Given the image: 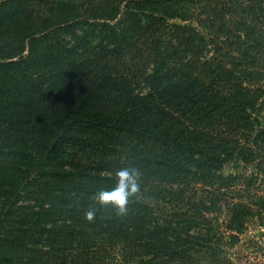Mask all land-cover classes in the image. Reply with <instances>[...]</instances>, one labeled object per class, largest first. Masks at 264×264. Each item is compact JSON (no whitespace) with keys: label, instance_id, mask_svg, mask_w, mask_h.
I'll list each match as a JSON object with an SVG mask.
<instances>
[{"label":"trees","instance_id":"1","mask_svg":"<svg viewBox=\"0 0 264 264\" xmlns=\"http://www.w3.org/2000/svg\"><path fill=\"white\" fill-rule=\"evenodd\" d=\"M260 113L264 0H0V264H240ZM125 166L141 193L117 216L93 194Z\"/></svg>","mask_w":264,"mask_h":264},{"label":"rangeland","instance_id":"2","mask_svg":"<svg viewBox=\"0 0 264 264\" xmlns=\"http://www.w3.org/2000/svg\"><path fill=\"white\" fill-rule=\"evenodd\" d=\"M120 8H124L123 3L120 5ZM173 20L181 23L189 22L179 20L178 18L170 19V21ZM81 32L82 30H78L77 32H72L75 33L73 35L71 33L67 34L66 40L68 39L71 42L77 36V34H81ZM89 40L91 41V43H94L98 40V37L96 36V34H90ZM208 48H210V45L208 46ZM254 120L257 124H264V114H255ZM220 171L223 173L229 171H243L249 173L255 172V169L252 165H243L241 163H228L223 165L220 168ZM195 180H197V178H195ZM195 184L198 185L199 182H196ZM261 184L262 186L260 187V189L258 188L254 191H257V193L263 192L261 188L264 187V181L261 182ZM210 216L215 222L212 225L214 229L217 230L218 233H221L223 235V240H229V230L225 229L224 225L222 224V221L225 219L226 215H221L219 213L212 212ZM203 230L204 229H202L201 231ZM237 234L238 237L234 242L223 243V247L229 248L230 255H233L235 252H246L247 257L244 258L240 262V264H264V223H259L257 216L254 215L251 220L247 222L245 229H243L241 232H238Z\"/></svg>","mask_w":264,"mask_h":264},{"label":"clouds","instance_id":"3","mask_svg":"<svg viewBox=\"0 0 264 264\" xmlns=\"http://www.w3.org/2000/svg\"><path fill=\"white\" fill-rule=\"evenodd\" d=\"M141 175L139 169L134 167L117 168L113 173L115 183L93 194L96 202L103 206L111 205L117 216H127L130 202L141 193ZM84 218L89 223L94 222L96 211L86 210Z\"/></svg>","mask_w":264,"mask_h":264}]
</instances>
